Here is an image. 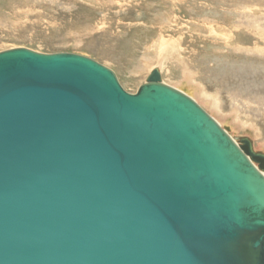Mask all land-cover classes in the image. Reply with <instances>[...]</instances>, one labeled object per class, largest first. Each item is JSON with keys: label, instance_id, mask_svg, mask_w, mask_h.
I'll list each match as a JSON object with an SVG mask.
<instances>
[{"label": "water", "instance_id": "water-1", "mask_svg": "<svg viewBox=\"0 0 264 264\" xmlns=\"http://www.w3.org/2000/svg\"><path fill=\"white\" fill-rule=\"evenodd\" d=\"M0 264H264V153L157 67L0 51Z\"/></svg>", "mask_w": 264, "mask_h": 264}, {"label": "rangeland", "instance_id": "rangeland-1", "mask_svg": "<svg viewBox=\"0 0 264 264\" xmlns=\"http://www.w3.org/2000/svg\"><path fill=\"white\" fill-rule=\"evenodd\" d=\"M263 33L264 0H0V51L85 55L132 94L157 67L264 153Z\"/></svg>", "mask_w": 264, "mask_h": 264}, {"label": "bare ground", "instance_id": "bare-ground-1", "mask_svg": "<svg viewBox=\"0 0 264 264\" xmlns=\"http://www.w3.org/2000/svg\"><path fill=\"white\" fill-rule=\"evenodd\" d=\"M252 27V26H251ZM250 28V27H249ZM252 29H253V27H252ZM251 31H253V30H251ZM261 30H259V32H260ZM247 32V31H246ZM261 32H263V31H261ZM260 32V33H261ZM255 33H258V32H255ZM253 34V33H252ZM253 36V35H252ZM251 36V37H252ZM257 36H259L258 34H257ZM261 36V35H260ZM232 37V36H231ZM261 37H263V38H261ZM260 37V39H264V33H263V35ZM264 41V40H263ZM246 46V45H245ZM236 47V46H235ZM260 47V46H259ZM253 51V50H252ZM254 51H256V52H259V53H264V48H257V49H255ZM219 122V121H218ZM259 147V146H258Z\"/></svg>", "mask_w": 264, "mask_h": 264}]
</instances>
